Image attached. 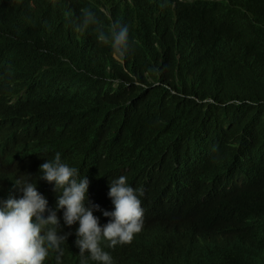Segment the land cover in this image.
Here are the masks:
<instances>
[{
	"label": "trees",
	"instance_id": "trees-1",
	"mask_svg": "<svg viewBox=\"0 0 264 264\" xmlns=\"http://www.w3.org/2000/svg\"><path fill=\"white\" fill-rule=\"evenodd\" d=\"M227 1L0 0V194L29 179L54 207L35 164L60 152L88 202L119 175L141 190L147 231L115 264H161L172 249L231 264L220 247L264 242V36L250 25L237 44L213 26L229 9L264 18V0ZM112 19L131 27L121 59ZM49 79L69 84L23 102V84ZM69 240L45 264H78Z\"/></svg>",
	"mask_w": 264,
	"mask_h": 264
},
{
	"label": "clouds",
	"instance_id": "clouds-1",
	"mask_svg": "<svg viewBox=\"0 0 264 264\" xmlns=\"http://www.w3.org/2000/svg\"><path fill=\"white\" fill-rule=\"evenodd\" d=\"M45 1L51 5L57 3V0ZM196 1L175 0V7L179 3L192 5ZM215 1L228 3L227 0ZM248 17L246 10H225L215 16L213 26L220 36L237 44L246 42L250 25L264 36V18L247 21ZM111 23L108 45L121 59L129 46L131 27L114 19ZM115 56L113 58L117 59ZM256 61L259 66H264L259 55ZM73 64L77 70L79 65ZM34 82V85L25 83L20 88L25 103H35L48 92H56L57 86L63 88L69 84L50 79L47 83ZM46 84H50L49 87ZM35 167L39 173L36 178L51 184L56 194L55 205L48 207L46 198L37 191L36 183L29 179L13 181V192L6 187L0 194V264H45L50 258L59 263L68 250L65 246L68 239L72 240L71 253L76 255L78 264H115V252L135 244L147 231L148 207L139 198L141 190L130 186L124 175L109 179L107 196L99 207L87 201V177L79 176L76 167L62 162L60 152L42 155ZM0 171L2 175V165ZM94 211L100 212L98 217L93 215ZM220 251L235 257L231 264H264V242L240 243L225 247L224 251L222 246ZM217 255L215 249L196 251L192 255L172 249L161 253V264H213Z\"/></svg>",
	"mask_w": 264,
	"mask_h": 264
},
{
	"label": "bare ground",
	"instance_id": "bare-ground-1",
	"mask_svg": "<svg viewBox=\"0 0 264 264\" xmlns=\"http://www.w3.org/2000/svg\"><path fill=\"white\" fill-rule=\"evenodd\" d=\"M72 24H73L74 26H76V25H78V22L75 21V22H72ZM79 32H80L81 34H83L82 31H79ZM79 32H78V33H79ZM83 35H84V34H83ZM8 186H9V185H8ZM10 188H11L12 191H13L12 183H10ZM10 188H9V189H10Z\"/></svg>",
	"mask_w": 264,
	"mask_h": 264
}]
</instances>
